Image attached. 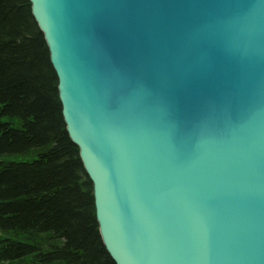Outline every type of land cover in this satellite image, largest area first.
<instances>
[{
	"label": "water",
	"instance_id": "95a60500",
	"mask_svg": "<svg viewBox=\"0 0 264 264\" xmlns=\"http://www.w3.org/2000/svg\"><path fill=\"white\" fill-rule=\"evenodd\" d=\"M115 264H264V0H28Z\"/></svg>",
	"mask_w": 264,
	"mask_h": 264
},
{
	"label": "trees",
	"instance_id": "16d2710c",
	"mask_svg": "<svg viewBox=\"0 0 264 264\" xmlns=\"http://www.w3.org/2000/svg\"><path fill=\"white\" fill-rule=\"evenodd\" d=\"M0 264H115L28 0H0Z\"/></svg>",
	"mask_w": 264,
	"mask_h": 264
}]
</instances>
